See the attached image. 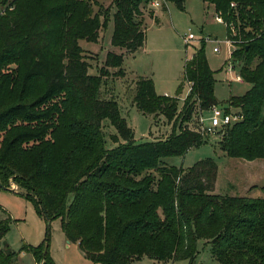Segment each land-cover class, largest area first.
<instances>
[{
  "label": "trees",
  "instance_id": "obj_1",
  "mask_svg": "<svg viewBox=\"0 0 264 264\" xmlns=\"http://www.w3.org/2000/svg\"><path fill=\"white\" fill-rule=\"evenodd\" d=\"M22 1H27L23 7ZM111 1L116 7L112 45L133 55L145 46L147 27L139 20L143 8L157 0ZM166 1L180 8L185 2ZM203 1L224 22L233 62L251 86L244 96H233L223 106L243 119L220 130L218 144L230 158L262 160L264 0ZM98 4L99 0H0L5 7L0 14V182L10 187L12 180L26 189L28 199L49 218L46 221L59 219L67 241L101 264H137L145 255L158 264H192L199 241L210 244L220 264H264V201L215 194L218 166L211 158L188 170L164 162L185 156L211 137L202 135L194 122L189 128L199 111L219 106L206 42L202 39L185 62L191 93L181 115L177 99L159 96L152 79L138 80L136 108L173 123L167 139L138 143L117 101L101 99L109 70L117 68L116 74L125 75L123 55L109 53L94 76L79 45L80 40L98 42L100 31L108 26L110 10L95 13L93 6ZM54 35H66L61 51ZM12 63L21 69L18 80L5 72ZM60 97L62 103L47 108ZM72 104L76 122L70 123L58 108L67 112ZM104 121L112 123L122 141L113 150L105 147ZM9 225L10 220L0 221V247ZM25 249L38 264H55L47 248ZM0 264L20 263L15 253L0 248Z\"/></svg>",
  "mask_w": 264,
  "mask_h": 264
},
{
  "label": "rangeland",
  "instance_id": "obj_2",
  "mask_svg": "<svg viewBox=\"0 0 264 264\" xmlns=\"http://www.w3.org/2000/svg\"><path fill=\"white\" fill-rule=\"evenodd\" d=\"M26 3L27 1H22L20 6L23 7ZM153 4L154 2L143 8L144 16L139 19L143 27H147V31L145 46L137 53L128 54L125 49L112 45L116 7L111 0H99V4L93 6L94 12L100 15L106 9L110 10L108 26L100 31L98 42L79 41L83 56L90 65V75L100 74L109 53L123 55L121 69L125 75L116 74L117 68L110 69L101 88V99L113 98L117 101L121 116L134 131L138 143L167 139L173 132V123H169L164 116L144 115L136 108L133 102L136 83L140 78L152 79L159 96L178 100V115H181L191 93V84L184 77L185 62L192 58L195 49L201 47L202 39L213 41L205 43V49L210 68L214 72L215 97L219 106L227 105V101L233 96H244L251 87L248 83L237 80V75H240L239 66L234 64V69H229L233 64V59H229L233 48L227 43V28L223 21L217 20L213 6L203 0H185L183 8L166 0H160L159 7ZM3 13L5 7L0 5V14ZM190 33L197 39L187 44L185 37ZM54 38L61 51L66 43V35H54ZM215 47L220 49L219 53L214 52ZM5 72L13 73L18 80L21 69L16 63H12L5 68ZM41 88L39 85L38 90L41 91ZM62 101L60 97L51 100L46 106L50 108ZM70 107L67 112L59 107L58 113L69 118L70 123L76 122V107L73 104ZM208 115L206 112V116ZM197 116L198 114L195 117ZM193 120L189 125L190 129L196 122L195 118ZM101 129L105 135L106 149L113 150L122 143L111 122L104 121ZM218 143V136H211L207 143L190 150L185 156L167 157L164 162L168 166L188 170L197 162L211 158L218 166L215 194L264 201V159L246 161L230 158L221 151ZM152 174L158 179L154 171ZM10 184V187H4L13 191L0 187V221L10 220L9 230L1 242L2 250L15 253L20 264H38L36 257L26 247L47 248L48 256L55 264H101L86 258L78 244H67L61 221L54 219L48 223L34 202L28 199L26 189L12 180ZM198 250L192 264H220L213 257L210 244L199 241ZM137 264L158 263L145 255ZM166 264L191 263L172 260Z\"/></svg>",
  "mask_w": 264,
  "mask_h": 264
},
{
  "label": "built area",
  "instance_id": "obj_3",
  "mask_svg": "<svg viewBox=\"0 0 264 264\" xmlns=\"http://www.w3.org/2000/svg\"><path fill=\"white\" fill-rule=\"evenodd\" d=\"M154 6H160V0H157L153 4ZM219 22H222V19L217 17ZM196 36L193 33L186 35L185 42L189 44V42L196 40ZM206 43L213 42L211 39H203ZM215 42V41H214ZM227 43L233 48L232 42L227 40ZM214 52L219 53L220 49L218 47L214 48ZM233 52V49L232 51ZM232 53L229 55V59L231 60ZM234 62L231 66V69H234ZM237 80L243 82L240 75H237ZM206 112H208V116H206ZM200 113V111H199ZM197 118L195 117V123L198 127V130L204 136H217L220 130H223L226 127L232 126L243 119L241 114H238L234 111L227 112L222 106H213L209 110L201 111Z\"/></svg>",
  "mask_w": 264,
  "mask_h": 264
},
{
  "label": "water",
  "instance_id": "obj_4",
  "mask_svg": "<svg viewBox=\"0 0 264 264\" xmlns=\"http://www.w3.org/2000/svg\"><path fill=\"white\" fill-rule=\"evenodd\" d=\"M0 187H2V188H4V189H6L3 185H2V183L0 182ZM11 191H13V190H11ZM46 220L48 221L49 220V218L46 216ZM68 243H69V241H68Z\"/></svg>",
  "mask_w": 264,
  "mask_h": 264
},
{
  "label": "crops",
  "instance_id": "obj_5",
  "mask_svg": "<svg viewBox=\"0 0 264 264\" xmlns=\"http://www.w3.org/2000/svg\"><path fill=\"white\" fill-rule=\"evenodd\" d=\"M67 244H70V242L69 243L67 242Z\"/></svg>",
  "mask_w": 264,
  "mask_h": 264
}]
</instances>
